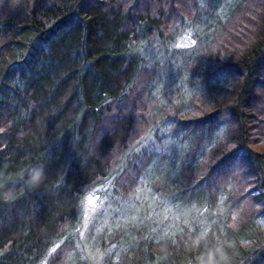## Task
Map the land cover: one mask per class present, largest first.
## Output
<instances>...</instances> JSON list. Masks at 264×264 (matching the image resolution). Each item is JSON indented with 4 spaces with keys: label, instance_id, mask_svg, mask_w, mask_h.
Instances as JSON below:
<instances>
[{
    "label": "trees",
    "instance_id": "16d2710c",
    "mask_svg": "<svg viewBox=\"0 0 264 264\" xmlns=\"http://www.w3.org/2000/svg\"><path fill=\"white\" fill-rule=\"evenodd\" d=\"M95 188L104 264H264V0H0V264L84 263Z\"/></svg>",
    "mask_w": 264,
    "mask_h": 264
},
{
    "label": "rangeland",
    "instance_id": "374dc122",
    "mask_svg": "<svg viewBox=\"0 0 264 264\" xmlns=\"http://www.w3.org/2000/svg\"><path fill=\"white\" fill-rule=\"evenodd\" d=\"M187 43L189 44V41L186 39V34L180 35L178 44L186 45ZM140 48L144 49L142 51H144L145 54L151 55V50L148 44L141 45ZM161 127L164 128V130H162L163 131L162 138H165V135L167 134L166 125H162ZM155 133H156L155 130L150 131L145 136V138L136 147L132 149L131 153L137 151L139 148H141L145 144L153 141L155 139ZM106 185L107 183L101 185L99 189L108 190V187H106ZM148 190H149L148 180L147 178L143 177L140 181V189L138 193L140 195L141 194L144 195L148 199L153 200L154 194L153 195L149 194ZM92 191L93 192H91L89 195L86 196L85 204L83 205L84 214H83L82 226H80L78 230V234H77L79 241L80 239L81 241L80 243H77V247L79 248V251H80L79 255L82 257L80 259L84 258L83 259L84 263L82 264H104L105 259L108 257V254L115 252L113 250V244H108L105 247V249L100 250L99 248L95 247L96 239L94 235L96 234V232H98V230L100 231L105 227L110 230L114 227V224H119L128 218H134L136 216V213L129 212L127 216H123L121 218L116 217L114 219L108 215L106 216L105 206L103 207V204L101 201L104 199L103 196L99 195V193L97 192V188L93 189ZM97 211L99 213V218L96 222V225L93 226L92 224H90L91 219H92L91 215H93V218H94L95 213ZM167 218H168V215H167ZM89 224L91 228L88 229V232L91 234V236H89L87 239L86 228L88 227ZM259 225L260 227L263 226L262 223H260ZM159 226L162 228L161 233L166 234L171 230V227L168 225V221H166V219L164 218L162 222H160ZM115 254L116 252L114 253V256ZM222 254H223V251H220L218 255H222ZM217 260L218 258L216 257L213 259H210L208 256H205V257L197 258V260L192 262V264H223V262L225 264V263L230 262V257L227 256L225 259L220 260V263Z\"/></svg>",
    "mask_w": 264,
    "mask_h": 264
},
{
    "label": "clouds",
    "instance_id": "9594fccd",
    "mask_svg": "<svg viewBox=\"0 0 264 264\" xmlns=\"http://www.w3.org/2000/svg\"><path fill=\"white\" fill-rule=\"evenodd\" d=\"M23 175V174H22ZM44 169L41 166H33L27 176L26 183L30 188H37L44 179Z\"/></svg>",
    "mask_w": 264,
    "mask_h": 264
},
{
    "label": "snow or ice",
    "instance_id": "6c2138e0",
    "mask_svg": "<svg viewBox=\"0 0 264 264\" xmlns=\"http://www.w3.org/2000/svg\"><path fill=\"white\" fill-rule=\"evenodd\" d=\"M192 43L194 44V43H195V41H192ZM185 46H187V45H185Z\"/></svg>",
    "mask_w": 264,
    "mask_h": 264
}]
</instances>
